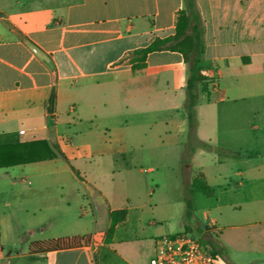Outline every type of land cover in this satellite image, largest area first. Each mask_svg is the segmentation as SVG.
I'll return each instance as SVG.
<instances>
[{
	"label": "crops",
	"instance_id": "0c3cea01",
	"mask_svg": "<svg viewBox=\"0 0 264 264\" xmlns=\"http://www.w3.org/2000/svg\"><path fill=\"white\" fill-rule=\"evenodd\" d=\"M196 5L209 99L198 85L196 127L188 133L182 54L152 52L136 72L130 63L136 50L174 34L183 0H0V147L31 144L22 156L38 158L0 168V197L7 208L11 200L40 204L39 230L56 232L52 239L88 240L74 249L0 255V262L149 264L157 238L172 233L156 232L144 206H129L126 184L133 189L142 175L154 182L175 153L187 192L202 173L214 196L217 187L228 200L216 199L210 220L218 232L214 264H264V159L248 158L246 145L238 156L196 147L207 141L232 150L240 133L222 120H236L239 82L264 87V0ZM120 210L126 213L110 233V214Z\"/></svg>",
	"mask_w": 264,
	"mask_h": 264
},
{
	"label": "rangeland",
	"instance_id": "374dc122",
	"mask_svg": "<svg viewBox=\"0 0 264 264\" xmlns=\"http://www.w3.org/2000/svg\"><path fill=\"white\" fill-rule=\"evenodd\" d=\"M229 83V79L223 78V86L228 87ZM238 95H243V98L239 96L237 102L232 105V110L236 113V120H222L226 123L231 120L230 126L238 133L243 134L236 135V143L231 144L229 149L232 150H230L231 155L229 156H238L239 152H236L238 147L246 145L249 149L245 150L248 158L264 159V135L261 134L262 130L259 131V128H264V87H255L252 84L243 85L239 82ZM187 121L186 127L188 133H191L192 129L194 130L196 127V117L193 124H190L191 126L188 118ZM225 136H220L222 143L227 141ZM205 143L214 146L210 142L206 141ZM218 145V148L227 150L226 146L221 143ZM191 146L195 147V144ZM188 160L186 158V161ZM183 163L184 161H179L173 153L167 157L166 166L158 168L159 175L154 182L146 175H142L139 181L134 183L133 189L130 186L132 184L127 183L126 189L130 195L129 206H144L147 210V217L155 221L156 232L169 231L172 234L185 232L199 239L206 249L213 250V243L218 239V232L209 226L210 220L218 215L216 199L221 197L224 203L228 200L222 198L221 189L217 187V194L213 197H207L200 192H191L190 190L187 192L185 177L184 179L182 177ZM81 198L82 195L72 197L71 202L78 203ZM66 199L64 198L62 201ZM262 200L259 198L252 201L261 202ZM5 202L6 200L0 197V255L8 257L13 254L27 253L32 242L52 239V235H55L54 231L42 233L39 230L38 222L41 215L38 213V209L41 208L40 204L31 205L29 200H22V202L11 200V206L7 208ZM47 202L46 200L43 205L45 215L50 213ZM82 203H85L84 205L89 209L86 200ZM223 209L224 212L228 210L227 205ZM6 212L10 216L9 222L6 221ZM0 264L9 263L0 262Z\"/></svg>",
	"mask_w": 264,
	"mask_h": 264
},
{
	"label": "trees",
	"instance_id": "16d2710c",
	"mask_svg": "<svg viewBox=\"0 0 264 264\" xmlns=\"http://www.w3.org/2000/svg\"><path fill=\"white\" fill-rule=\"evenodd\" d=\"M184 7L176 13V22L174 34L162 39H156L143 49L136 50L130 63L132 71H140L147 66V56L155 51L170 50L182 54L184 62L188 69V79L186 83L187 93V118L189 125L193 124L196 117L195 106L198 103V85H201V92L206 94L209 99V79L204 74L203 68L200 66L201 58L204 54L205 45L203 40V21L198 12L196 0H183ZM190 125V126H191ZM38 144L45 145L47 157L53 158L54 155L49 153L47 143ZM31 144H23L18 146L0 147V168L12 167L15 165L36 161L38 158H24L20 149L30 147ZM197 147L205 150L215 151L222 155H231L230 151L222 148L214 147L202 141H197ZM191 192H200L207 197H213L215 189L212 188L205 176L200 173L192 180L190 184ZM125 210L113 211L110 214L112 225L110 233L114 230L115 224L119 216L125 215ZM88 240L83 238H55L47 240H37L29 245L30 254H44L61 250H68L82 247L87 244Z\"/></svg>",
	"mask_w": 264,
	"mask_h": 264
},
{
	"label": "built area",
	"instance_id": "2783aa9c",
	"mask_svg": "<svg viewBox=\"0 0 264 264\" xmlns=\"http://www.w3.org/2000/svg\"><path fill=\"white\" fill-rule=\"evenodd\" d=\"M212 251L185 232L163 235L156 240V253L149 264H214Z\"/></svg>",
	"mask_w": 264,
	"mask_h": 264
}]
</instances>
